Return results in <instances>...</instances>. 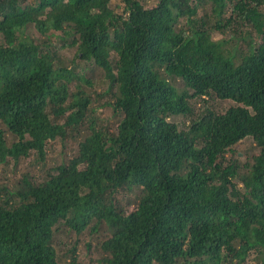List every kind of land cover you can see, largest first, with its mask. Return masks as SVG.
<instances>
[{
    "label": "trees",
    "instance_id": "trees-1",
    "mask_svg": "<svg viewBox=\"0 0 264 264\" xmlns=\"http://www.w3.org/2000/svg\"><path fill=\"white\" fill-rule=\"evenodd\" d=\"M74 133L54 174L0 187V264H60L61 228H102L104 264H264V0H0V169Z\"/></svg>",
    "mask_w": 264,
    "mask_h": 264
},
{
    "label": "rangeland",
    "instance_id": "rangeland-1",
    "mask_svg": "<svg viewBox=\"0 0 264 264\" xmlns=\"http://www.w3.org/2000/svg\"><path fill=\"white\" fill-rule=\"evenodd\" d=\"M144 4L149 7L156 5V0H141ZM118 2H114L112 8L117 14H124V7L120 6L116 9ZM36 37H38L36 35ZM213 40L219 39L218 36H212ZM76 50L65 49L60 52L59 56L64 60L65 64L67 61H71L75 56ZM80 63V62H79ZM96 86L93 90L88 89L92 98V113L91 116L103 124H109L111 129H116L117 119L114 116V112L110 107H106L105 104L111 100V96H105L106 85L99 79V74H90L89 77ZM73 87V86H71ZM178 87L181 88L182 84L179 82ZM208 106L217 114H222L227 108L231 107L230 102H219L216 100L208 101ZM201 105H197L196 109L200 110ZM180 121V120H179ZM186 122V121H185ZM108 126V127H109ZM78 134H69L68 139L64 142L57 140L54 143L47 144L46 146V157L44 162H40L35 155L22 161L18 166H14L12 163L4 168L0 169V187H12L23 175H29L33 177L37 182H42L49 173L54 174V169L59 167L65 161H68L75 156L77 151V144L82 140V137H76ZM8 143L11 144L13 141L10 136L6 135ZM257 148L249 139H245L231 150V155H227V158L235 161L238 165L245 163L247 158L257 154ZM240 189V187L238 186ZM131 204L134 203V198H130ZM126 200L124 206H126ZM134 208V207H133ZM131 208V209H133ZM100 233L91 232L90 230L84 231L81 234L75 232H66L64 229H59V232L55 233L54 236V247L56 253L60 259V264H69L70 259L68 257L71 250L75 247L77 261L79 264H104L102 258L104 256L103 250L100 245L105 239L104 231L102 228ZM243 264H257V260L253 253H248L245 256Z\"/></svg>",
    "mask_w": 264,
    "mask_h": 264
}]
</instances>
